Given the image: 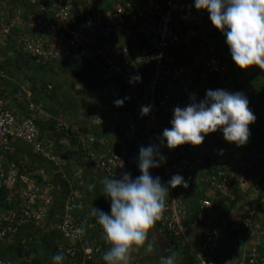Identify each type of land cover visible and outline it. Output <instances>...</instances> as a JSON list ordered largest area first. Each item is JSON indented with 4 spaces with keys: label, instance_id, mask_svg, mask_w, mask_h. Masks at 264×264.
Listing matches in <instances>:
<instances>
[{
    "label": "built area",
    "instance_id": "1",
    "mask_svg": "<svg viewBox=\"0 0 264 264\" xmlns=\"http://www.w3.org/2000/svg\"><path fill=\"white\" fill-rule=\"evenodd\" d=\"M106 1L14 0V5L7 3L5 9L0 8V81L8 78L1 52L12 39L18 52L29 57L35 66L49 68L80 56L87 67L95 70L92 82H97L101 92L124 100L128 123L121 131L123 143L128 146L141 138L158 145L166 157L158 175L161 182L167 185L174 174L182 175L189 182L201 167L197 160L209 156L216 141H227L216 131L209 133L200 145L167 148L160 137L165 128L171 127L173 109L188 105L193 95L199 102L210 89L242 92L248 97L246 80L252 66L238 69L226 42L219 44L218 39L210 37L215 27L209 14L196 10L193 1L109 0L105 5ZM14 30L18 32L16 35ZM137 75L142 78L141 82L130 84L129 80ZM31 87L23 82L12 96L4 91L0 96V240H11L22 227L45 220V214L54 204L53 195L59 190L53 181L58 177L68 191H63V203L52 210L54 228L62 238L57 252H62L70 264H105L102 256L110 245L100 241L85 245V231H80L84 222L74 216L82 204L71 187L60 156L43 145L37 121L45 112L34 100ZM10 98L20 102V118L10 108ZM149 105L151 111L141 115V107ZM63 127L74 131L82 157L99 173L113 178L121 176L118 173L122 166L120 157L106 148L105 139L90 134L82 136L74 126L57 124L59 130ZM252 141L250 135L247 143ZM20 144L28 146L41 160L38 166L27 170L30 163L25 156L16 161L12 159L15 147ZM226 150L232 153L235 148L231 145ZM246 159L264 163V144L253 146ZM201 169L208 191L229 193L230 172L224 160L210 162L209 170ZM2 190L8 192L5 203L8 197L11 201L4 211L1 210ZM260 191L264 196L263 179ZM211 208L210 197L199 200L196 217L190 221L184 202L169 187L159 227L174 237H183L190 230L199 234L200 246L193 264H218V256L225 250L222 236L225 227L202 220ZM255 212L254 209L240 212L241 230L251 233L254 241L240 250L237 238H232L227 264H264L257 240L262 231L251 220ZM235 228L229 230L238 232ZM0 264L13 262L0 257Z\"/></svg>",
    "mask_w": 264,
    "mask_h": 264
},
{
    "label": "crops",
    "instance_id": "2",
    "mask_svg": "<svg viewBox=\"0 0 264 264\" xmlns=\"http://www.w3.org/2000/svg\"><path fill=\"white\" fill-rule=\"evenodd\" d=\"M10 1L11 0H0V8L6 7L7 3H9ZM24 57L26 58L27 56L24 55ZM66 63L67 65L69 64L70 67L67 69L72 74H74V69H82L83 72L84 68L90 70V68L83 63L80 56H73L71 59H68ZM23 67H25V65H23ZM63 70L66 69L59 68V63H55L49 68L46 67L41 69L40 71H37L40 74L43 72L47 74L49 72H52L51 74L53 75V73L56 72L62 73ZM253 74H255L256 78H262L264 70L259 71L258 69H255L254 73L252 72L249 77H251ZM86 76H88V80L91 77L95 78L93 71ZM249 77L248 79L250 80L252 77ZM37 80V82H29V80H24V82L28 81L26 83H29L31 86L32 83H36L34 84L36 87H31L33 91V97L35 98V101L39 99V101L36 102L40 103L41 105H46V108L43 109L45 113L39 115V122L41 125V130L45 131V133L43 134L48 138V140H51L49 144H52L54 146L51 137L56 134V136L59 137L58 142L61 147H59L57 143L55 144V149L59 147L62 148V150L64 149L69 151V159L67 160V162H64L63 166L67 171L68 178L71 180V187L76 193L78 200H80L82 204V208L75 211L74 213L85 224L86 219L84 217L86 215H90L93 204L95 203L97 206L101 205V203L98 202L97 199L100 192H102V180L105 177L103 176V174H100L93 167V165L88 162V160L82 157V154L79 150V145L77 144V140L70 139L71 137H74V135L72 136L73 133L69 132L68 134H66L64 132V136H60L63 131L57 128V124L74 126L82 136H87L90 134L94 135L97 139H105L106 148L110 149L113 152H116L120 157L122 166L118 172L119 175H122V173L124 172H129L131 173L133 178L140 175L137 163L139 149L141 146H148L149 143L148 141L141 138L137 139L128 146L123 143L121 138V131L128 123V117L126 116L127 107L124 103L123 106H116L114 101H116L117 99H114L109 95L106 96L109 105L107 106L108 113L106 120L103 121L100 117H98L99 119L95 120L93 116H91V119L86 121V118H83V115L76 113L71 114L72 117H75L71 121V123H69L62 117L60 112L61 110H55L56 105H54L55 107L48 109V106H50L51 103H54L55 99H57L58 97L63 98L65 95L62 96L53 91V85L51 84L40 83V78ZM14 82V80H11L9 84L11 86L2 87H4L5 90L8 89V91H10L9 93H15L14 88L16 86ZM255 82L257 83V81ZM93 84L97 85L96 83ZM46 85H50L51 88L45 89ZM57 86L58 85H56V87ZM54 94H57L55 99ZM51 95L52 98H50ZM94 103L96 105L98 103V100H95ZM65 108L66 107H63V112L65 111ZM53 111H55V113ZM73 111L75 110L73 109ZM93 123L95 124L94 129H92L91 127ZM250 126L252 125L250 124ZM50 127H53L54 129H51ZM55 129L56 131H54V133L52 134L51 130ZM74 141L76 142L74 143ZM231 145L234 146L235 151L229 153L226 148L231 147ZM253 146H255L254 141L248 142L240 147H237L235 144H232L230 142L216 141V144H214L213 152L206 158L202 157L197 160L201 167L195 171L193 179L188 182V187L184 188L182 186H177L174 188V193L184 202L189 215L193 213L192 210L196 208L199 200L210 197L212 208L211 210H208L203 214L202 220L210 224L225 227L222 233L225 250L219 254L217 260L218 264L228 263L227 258H229L230 256L229 244L232 238H237L240 250H242L244 247H247L248 244L250 245L254 241L251 233L243 232L241 230L239 214L245 209H254L256 211V214L252 216L251 220L252 223L258 226L259 230L263 232L258 236L257 240L258 248L261 254L264 256V230H262L264 229V196L260 191V181H262V179L264 180V163H252L251 161H248L246 159L249 157L251 151L250 149ZM221 149L223 150L222 155L219 154V150ZM220 160H224L226 166L229 169L230 190L227 194H222L220 192H215L214 194H212V192L207 190L206 176L201 168H206L209 170L210 162L213 163ZM163 166L164 164L159 168L150 169L151 174L153 176H158L161 173ZM58 179V177L53 179L55 185L57 184ZM89 185H95L94 190L90 191L88 187ZM65 191H68V187H65ZM57 192L58 196L62 194L60 187ZM53 196L54 201L56 202L57 196L55 195V193ZM10 202V198L8 197L6 200V204H10ZM53 205H55V207L59 206L58 202L54 203ZM52 222L51 219L46 218L38 224H33L31 226L29 225L22 228L17 233V235H15L14 239L0 241V254L6 252V250H8L9 247L14 243H19L22 247L25 245L27 246V244L32 240L30 233L34 234L35 238H38V228L44 229V232H50V230L54 228ZM51 224L53 227H51ZM88 227L90 228V230L99 233L102 232V229H99V226L96 223H93L91 225L89 224ZM230 227H236L239 233L235 230L234 232L233 230H229ZM84 231L85 240L87 241L89 236L86 234L85 226ZM200 240L201 239L199 234L192 230L187 231L183 237H172V235H168L160 230L158 221L153 226V228L149 230L148 241L146 242V245L148 242H151L153 244V251L151 253H147L145 251L146 245L139 249H133L130 255V264H156V262L160 264V260L163 258H167L171 254V251H175L178 254L179 264H193L194 257L199 251ZM93 241L95 240L90 239L89 243ZM104 243L107 244L106 241ZM28 259H31V256L24 257L23 259H20V261L25 263L28 261Z\"/></svg>",
    "mask_w": 264,
    "mask_h": 264
},
{
    "label": "clouds",
    "instance_id": "3",
    "mask_svg": "<svg viewBox=\"0 0 264 264\" xmlns=\"http://www.w3.org/2000/svg\"><path fill=\"white\" fill-rule=\"evenodd\" d=\"M193 6L196 10L207 11L211 24L226 38L235 65L240 69L255 65L264 70V0H193ZM141 80L137 75L129 83ZM189 99L190 103L185 107L173 109L171 127L162 131L160 142L167 148L200 145L209 133L216 131L222 133L225 141L237 147L247 143L249 125L255 122L256 116L242 92L210 89L199 102L194 95ZM114 103L123 106L124 100ZM150 111V105L141 107V115ZM219 154H223L222 149ZM137 163L140 175L135 178L129 172L122 173L119 178H103L102 195L110 202L109 212L91 208L90 215L95 218L110 245L102 256L105 264H130L133 249L146 245L149 230L163 218L169 187H188V182L180 174L172 175L167 185L161 182L159 176L151 174L150 169L166 163V157L156 144L141 146ZM88 187L92 191L95 185ZM80 231L83 233L84 229ZM145 251H153L151 242L147 243ZM51 259L53 264H64L66 258L61 252ZM161 264H179L178 254L171 251Z\"/></svg>",
    "mask_w": 264,
    "mask_h": 264
},
{
    "label": "trees",
    "instance_id": "4",
    "mask_svg": "<svg viewBox=\"0 0 264 264\" xmlns=\"http://www.w3.org/2000/svg\"><path fill=\"white\" fill-rule=\"evenodd\" d=\"M184 1H193V0H184ZM10 2L12 5H14V0H11ZM214 30H215V33H211L210 37L218 39L219 44H222L225 41L224 35L220 31H218L216 28ZM211 32H214V31H211ZM17 33L18 32H16L14 30L13 34L16 35ZM212 38H210V39H212ZM6 48H8L9 51H11L12 49L14 50L15 43L13 42V39H12V41L6 42ZM16 52H18L17 49H16ZM5 55H6V52L5 53L1 52V58L3 59V65L5 66L4 69L6 70L7 74L12 76L13 70L10 68H19L20 69V68H22V66L24 64H23V61L19 57L20 53H17V56L12 61H10V59L8 57L6 58ZM27 65H29V64H27ZM69 67L70 66H69V64L67 65L66 61H62L59 64V68H62V69H67ZM253 67L256 68L257 66L253 65ZM43 68H44L43 66H35L32 63H31V65L28 66V70L40 71ZM238 69H239V67H238ZM234 70H236V69H234ZM89 71H91V72L93 71V73H94L95 70L90 68V70H88V72ZM74 74L76 75L77 78H80L82 84H85V85L89 86V88L94 89V91L92 90L90 93H92V95H94L95 99L98 100V103L96 104V106H97V109L98 108L99 109H98V113L92 115L93 118L95 120H97V119H99L98 117H100L103 121L106 120L107 113H108V109H107L108 101H107V97H106L107 95L105 93H102L97 85L93 84L92 82H90L87 79L89 75L86 76L88 73L85 72V68H84V72L82 71V69H74ZM251 77H249V78H251L250 80L248 79V77L246 80L247 83L249 82L248 83L249 87H248L247 99L249 101L248 106L251 109V111L254 113V115L256 116V120L253 124H251L252 126L249 125V129H250V135L253 136L255 146H257L260 143L264 144V74H263L262 78L261 77L256 78L255 74H253ZM255 81H257V83ZM90 83H92V84H90ZM34 84L35 83H32L33 87L35 86ZM15 88H17V86ZM15 88H14V90H16ZM58 88H60V87H58ZM56 89H57V87L53 86V91H55ZM12 93L13 92L10 93V96H12ZM2 94H3V92L0 91V96H3ZM50 98H52V95L50 96ZM34 100H35V98H34ZM72 100L74 102V98H71V101ZM14 101L16 102L15 103L16 105H18V106L20 105V102L18 100L14 99ZM36 101H39V99H37ZM36 103H38V102H36ZM51 105H53V104L51 103ZM69 105L71 107L75 108L74 103H71ZM41 106H42L41 107L42 109L46 108L45 107L46 105H41ZM75 111L77 112V110H75ZM53 112L55 113V111H53ZM37 122H38V126L40 127L41 126L40 122L39 121H37ZM67 126L70 127L71 125H67ZM91 127H92V129H94L95 124L93 123ZM50 128L54 129L55 126H54V128L53 127H50ZM54 131H56V129L51 130V133L53 134ZM61 131H63L62 134H60L61 137L64 136L65 133H69V132L74 134V131H71V129L65 130L64 127L61 129ZM43 133H45V131L41 130V127H40V137H41V139L44 140V143H43L44 147L49 148L53 154L59 155L61 160H62V164H64V162H67V160L69 159V151L64 150V149L62 150V148H59V147H61V145L58 142L59 137H57L56 134H54L51 137L52 142L54 144V146H53L52 144L51 145L49 144V142L51 140H48V138ZM256 133L258 135H255ZM73 134H72V136H73ZM70 139L76 140V138H73V137H71ZM75 142L76 141H74V143ZM57 143H58L59 147H57L55 149V144H57ZM16 148L17 149L15 150L14 154L12 155V159H14L15 161L19 160L23 156H28V154L30 153L29 150H27L25 147H22L20 145L16 146ZM212 152H213V149H212L211 153ZM9 159H11V158H9ZM40 162H41V160L36 158V157L32 160L30 159V162H29L30 167L27 170L33 169L35 167V165L39 164ZM63 168H64V166H63ZM100 174H102V173H100ZM103 176L108 177L104 174H103ZM57 185H58V187H60V189H62V191H61L62 194H60V196L57 195L58 192L55 193V195L57 196L56 202H58V205L60 206L61 203H63L64 198L62 195L64 192H66L65 187H67V186L62 185L61 182H59V181H57ZM7 194H8L7 190L1 191V196H2L1 210H3V211L5 208H7L9 206V204L5 203V197L7 196ZM14 200H15V198H14ZM97 201L100 202L101 205L97 206L94 203L93 207L103 209L105 212L110 211V202L105 199V197L102 195V192H100V194L98 195ZM56 202L54 201V203H56ZM54 206L55 205H53L48 210L47 214H45V219L46 218L51 219V222L53 221L52 222L53 224H55V218H54V214L52 213V210L54 208H58V206H56V207H54ZM192 212L193 213H191V215H190V221H193L196 217L197 205H196V208L192 210ZM74 216L77 218V220H80L75 214H74ZM84 218L86 219V222L84 224L86 234L89 236L87 241L85 240V245H88L90 239H94L95 241H100V242L104 243L105 239H104L102 232L99 233V232L90 230V228L88 227L89 224L91 225L93 223L94 224L96 223L95 218L92 217L91 215H86ZM84 226H83V228H84ZM25 227H27V226H25ZM22 228H24V227H22ZM99 229H101L100 226H99ZM37 230H38L37 232L39 233L38 238H35L34 234L30 233L32 240L27 244V246L25 245L22 247L19 243H14L9 247L8 250H6V252L0 254L1 257H6V258L11 259L14 264H21L22 262L20 261V259H23L24 257H29V256H31L30 264H53V261L51 258L54 255L58 254L57 244H58V241H61L62 238L55 228L51 229L50 232H44L45 231L44 229H39V228ZM262 230H264V229H262ZM15 235H17V234H15ZM172 237H173V235H172ZM0 241H4V240H0ZM258 251L261 254L259 248H258ZM220 259H221V257H220ZM100 261H101V259L98 258V263ZM23 264H24V262H23ZM66 264H70V263L66 262Z\"/></svg>",
    "mask_w": 264,
    "mask_h": 264
},
{
    "label": "rangeland",
    "instance_id": "5",
    "mask_svg": "<svg viewBox=\"0 0 264 264\" xmlns=\"http://www.w3.org/2000/svg\"><path fill=\"white\" fill-rule=\"evenodd\" d=\"M109 4V0L106 1L105 5ZM226 38H224L225 40ZM6 52L5 57L9 58L10 61H12L16 56L17 53L20 52H16V48H14V50L12 49L11 51L8 50V48L2 49V53ZM21 55V56H20ZM19 57L20 59L23 61V64L25 65V67L22 66V68H10L13 70V75L10 76L8 74V78L5 80H1L0 81V91H4V92H10L8 91V89H4V87L2 86H11L9 85L11 80H14L15 82V86H18V84L23 83L24 80H29V82H37L40 78V83L44 84H51V85H58L57 89L55 90V92L57 94L60 95H65L63 98L62 97H58L56 98V95L54 94V99L56 104L52 103L53 105L48 106V109H51L52 107H55L54 105H56L55 110L56 111H60L62 117L67 120L69 123H71V121L74 119L75 116L72 117L71 114H81L83 115V118H86V121H88L89 119H91L90 117L96 113H98V109L97 106L94 103V100L97 101V99H95L94 95H92V93H90L92 90L94 91V89L89 88V86L82 84L80 78H77L75 74H72L68 69L63 70L62 73H53V75L51 74L52 72H49L48 74L43 72V73H39L37 70H28V66L31 65V61L29 57H24L23 54L20 53ZM26 56V55H25ZM29 64V65H27ZM83 68V67H82ZM255 69L257 70H261L259 69V67L257 66L256 68H252L251 73L255 71ZM87 68H85V72L86 73H91L90 71L88 72ZM58 73V75H57ZM30 76L32 79H30ZM88 79V78H87ZM35 80V81H34ZM90 82L94 81V78H90L89 79ZM28 82V81H26ZM36 84V83H35ZM92 84V83H90ZM97 84V82H96ZM60 87V88H58ZM3 88V89H2ZM11 90V89H9ZM16 92V90H15ZM59 95V96H60ZM74 98V102L73 100L71 101V98ZM60 98V100H59ZM11 101V105L10 108L12 109V111L14 112V114L20 118V116L22 115V106L21 105H16L13 99L10 98ZM74 103L75 108L71 107L69 104ZM109 106V105H108ZM63 107H66L63 112ZM73 109L77 110V112L73 111ZM87 116V117H86ZM80 127V126H79ZM19 146V145H17ZM20 146L25 147L27 150L30 151V153L28 154V156L26 157L27 162H30V159H34L35 156L32 154L31 149L28 146H25L23 144H20ZM16 148V147H15ZM17 149V148H16ZM62 191V189H60ZM51 227L52 224H51ZM154 249V248H153ZM164 259V258H163ZM162 260V259H161ZM160 260V261H161ZM31 259H28L27 262H25L24 264H30ZM67 262V261H66ZM66 262H64V264H66ZM23 264V262L21 263ZM156 264H158L156 262ZM161 264V263H160Z\"/></svg>",
    "mask_w": 264,
    "mask_h": 264
}]
</instances>
